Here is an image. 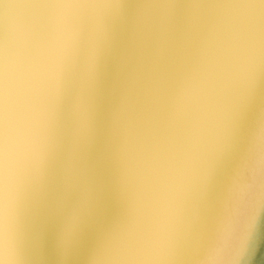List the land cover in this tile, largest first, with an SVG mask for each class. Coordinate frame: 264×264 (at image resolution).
Returning a JSON list of instances; mask_svg holds the SVG:
<instances>
[{
    "label": "snow or ice",
    "instance_id": "1",
    "mask_svg": "<svg viewBox=\"0 0 264 264\" xmlns=\"http://www.w3.org/2000/svg\"><path fill=\"white\" fill-rule=\"evenodd\" d=\"M50 7L54 30L37 58L20 62L0 48V264H44L49 246L56 264L81 254L86 264H256L264 240L255 216L242 235L233 230L223 249L229 258L207 257L220 254L234 207L259 200L264 218V0L244 5L260 16L217 69L226 74L219 91L208 90L205 48L175 86L169 133L134 151L121 123L125 93L106 91L103 69L129 16L140 25L149 10H162L167 33L183 6L52 0ZM221 25L214 21L211 33ZM17 26L13 17L10 27ZM43 84L49 95L38 104ZM194 96L199 111L177 136L172 126ZM113 202L122 211L110 218Z\"/></svg>",
    "mask_w": 264,
    "mask_h": 264
},
{
    "label": "bare ground",
    "instance_id": "2",
    "mask_svg": "<svg viewBox=\"0 0 264 264\" xmlns=\"http://www.w3.org/2000/svg\"><path fill=\"white\" fill-rule=\"evenodd\" d=\"M178 0L183 6L172 17L167 33L162 30L158 13L162 10H149L145 23L137 25L129 16L126 27L120 30L115 54L103 69L104 86L108 93L114 88L123 90L126 100L121 123L128 130L130 146L133 151L141 142L149 144L162 141L169 133L170 99L179 79L197 63L207 49L208 61L212 70L209 92L222 87L223 76L217 69L231 62L230 53L239 45L243 30L250 21L259 19L260 10L244 7L249 0ZM130 6L137 3L162 4L166 0H126ZM52 0H0V48L20 62L37 58L41 45L54 30L55 10L50 7ZM131 12V7L129 9ZM88 33L92 31L93 13L89 10ZM13 17L18 26L10 27ZM222 25L211 33L214 21ZM88 41L82 46L80 63L75 71L77 82L84 72V56ZM155 62V63H154ZM48 86L43 84L37 92V103L48 99ZM118 97L109 96V103ZM198 99H189L185 113L176 120L175 135L182 134L190 120L199 111ZM213 124L209 119L205 123V135L211 139ZM243 191V190H241ZM122 209L114 202L110 204L109 217H118ZM255 216L256 226L264 240V218H261L260 201L253 206L234 207L228 222L224 238L220 242V254L209 255L207 259H225L223 249L231 243L233 230L242 235L249 220ZM235 260L233 255L230 257ZM44 264H56V258L49 246ZM74 264H86L81 254ZM256 264H264V242L260 244Z\"/></svg>",
    "mask_w": 264,
    "mask_h": 264
},
{
    "label": "water",
    "instance_id": "3",
    "mask_svg": "<svg viewBox=\"0 0 264 264\" xmlns=\"http://www.w3.org/2000/svg\"><path fill=\"white\" fill-rule=\"evenodd\" d=\"M188 2H190V0L188 1ZM184 6V5H183ZM155 63V62H154Z\"/></svg>",
    "mask_w": 264,
    "mask_h": 264
}]
</instances>
